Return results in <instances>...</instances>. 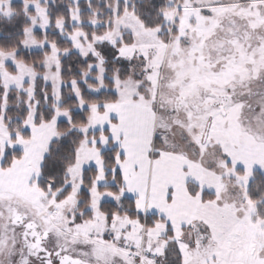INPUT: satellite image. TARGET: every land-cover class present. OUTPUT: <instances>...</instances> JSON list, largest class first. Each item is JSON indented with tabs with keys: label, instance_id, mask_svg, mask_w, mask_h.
Here are the masks:
<instances>
[{
	"label": "snow or ice",
	"instance_id": "obj_1",
	"mask_svg": "<svg viewBox=\"0 0 264 264\" xmlns=\"http://www.w3.org/2000/svg\"><path fill=\"white\" fill-rule=\"evenodd\" d=\"M0 264H264V0H0Z\"/></svg>",
	"mask_w": 264,
	"mask_h": 264
},
{
	"label": "trees",
	"instance_id": "obj_2",
	"mask_svg": "<svg viewBox=\"0 0 264 264\" xmlns=\"http://www.w3.org/2000/svg\"><path fill=\"white\" fill-rule=\"evenodd\" d=\"M56 2H57V4H59V3L62 2V0H56ZM64 2H66V0H64ZM72 63H75V58H74V57H73V59H72L71 61H67V62H66V64H72ZM76 66L79 67L78 64H76ZM65 78L68 79L69 76L66 74V77H65ZM65 91H67V89H65Z\"/></svg>",
	"mask_w": 264,
	"mask_h": 264
}]
</instances>
